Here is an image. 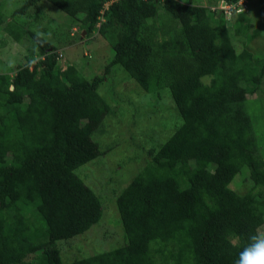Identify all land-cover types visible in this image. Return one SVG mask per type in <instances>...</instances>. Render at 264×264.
<instances>
[{
    "label": "trees",
    "instance_id": "obj_1",
    "mask_svg": "<svg viewBox=\"0 0 264 264\" xmlns=\"http://www.w3.org/2000/svg\"><path fill=\"white\" fill-rule=\"evenodd\" d=\"M20 1L8 10L0 0V29L30 54L26 65L0 70V264H234L264 225V109L247 111L264 108V47H245L260 33L248 0L230 18L201 0ZM39 3L68 22L23 23L30 7L37 18ZM74 21L111 48L77 52L88 74L59 63L57 45L80 40ZM30 57H38L32 68ZM114 66L127 85L106 97ZM141 101L125 115V133L152 129L155 144H137L131 159L141 164L106 194L85 183L80 167L113 150L99 134L113 138L118 121L107 117L121 119L120 102ZM242 168L253 185L241 195L230 182ZM103 220L120 229L114 244L60 251L59 241Z\"/></svg>",
    "mask_w": 264,
    "mask_h": 264
},
{
    "label": "rangeland",
    "instance_id": "obj_2",
    "mask_svg": "<svg viewBox=\"0 0 264 264\" xmlns=\"http://www.w3.org/2000/svg\"><path fill=\"white\" fill-rule=\"evenodd\" d=\"M6 0L4 8H7L8 10L13 9L15 6H19L21 4V1L19 0L18 3H13L12 1ZM185 1V0H183ZM23 2V1H22ZM217 0H201L200 3H205L206 5L210 6L216 3ZM262 3L263 0H248V7H249V15L253 18L255 21L258 17L257 15H260L264 13V9H262ZM264 4V3H263ZM38 16L35 20H33L34 17V8L30 7L28 8L27 15L21 16V19H23V23L29 24L32 27H38V25L45 27L47 25L46 23L49 22L52 24V26L56 25L58 26V23L61 22L63 24H66L69 20V16H66L64 14H61L60 12L53 11L44 3L38 4ZM8 10L6 11L8 13ZM9 14V13H8ZM7 14V16H8ZM260 18L261 22H252L255 26L256 24L260 28V33L253 37L250 41L247 42L246 46L253 52H257L259 49L264 47V15ZM35 18V17H34ZM51 20V22L49 21ZM75 22V23H74ZM73 24L70 25L71 31H74L75 34H77L80 38V40L71 41L70 43L65 44H58L57 50L63 54L60 58V66L62 68H65L66 62H70L71 64L74 63V65L81 70L83 74H88L91 71V68H88L87 61L81 57L80 54L77 52L83 54L90 55V51L88 49L90 48L92 51H103L108 50L111 52V48L109 44H106L107 41L103 40L102 38H97L96 33L94 31L87 32L84 30V26L78 25L76 21H74ZM63 26V25H61ZM72 26H74L72 28ZM254 28L253 26L251 29ZM68 30V29H67ZM57 35V34H55ZM95 39V40H89L90 41V47L81 46L80 48L75 46L77 43H81L82 40L88 42V39ZM50 39V38H49ZM82 39V40H81ZM55 41L54 39H52ZM51 41V40H50ZM105 41V42H104ZM89 43V42H88ZM235 48L237 51H239L242 47L241 42L237 41L234 43ZM107 46V47H106ZM103 49V50H102ZM75 55H70L74 54ZM67 54L70 55V61H67ZM97 54V53H96ZM30 55L24 47H22V44L14 41L12 38L8 37L6 33L0 29V70H4L6 65H26L27 59L26 57ZM98 57V55H97ZM32 57H30L31 59ZM38 57H33L31 63H34L37 60ZM73 59V60H72ZM6 62V63H4ZM98 62V61H97ZM112 71H115L112 76H108V78L105 80L104 85L101 87V92L107 97L111 96V93L114 90V84H116L115 89H119L120 86H126L127 85V76L124 70H122L119 67H113ZM88 72V73H87ZM126 76V77H125ZM113 77V78H110ZM127 80V81H126ZM130 80V79H129ZM131 81V80H130ZM121 83V84H119ZM121 89V88H120ZM132 92V90L130 91ZM130 92L124 93L128 94ZM108 93V95L106 94ZM135 94V92H134ZM142 96V95H140ZM135 97V96H134ZM136 97H139L137 94ZM150 97H147V100H149ZM115 101V100H114ZM154 102V101H153ZM121 105L125 106L122 108V114L120 115V118H117L116 116L110 115L107 117V121L109 123L113 122L115 124V129L113 132V138L111 136L104 137L102 134H99V144L101 147H104L105 145H113V150L109 152H104L103 154H100L96 159L93 161L88 162V164H85L84 166L80 167V175H85V183L93 186H97L100 184L102 187L104 186V190H106V194H111V192L115 193L116 188H120L122 185H124L126 182H123L124 180H127L132 176V173L135 172V169L138 167L139 164H141V160L138 159L132 160L134 150H138L136 148L137 144L140 145V147H143V142L146 143L145 147H150L155 144L154 140H152V134L155 131H150L152 129L146 128V132L143 134V126L138 125V129L136 132L131 133L129 136L125 133L128 131H131V126L129 127V123L127 122L128 119H125V115L129 112L135 113L138 110V106L142 105V101L138 104L128 102H120ZM168 106V105H167ZM260 108L264 109L260 104L257 105V107L253 106L252 104H247V111L249 113H255L260 112ZM172 112V111H171ZM264 113H262L261 119H263ZM120 121V122H119ZM261 121V120H260ZM262 122V121H261ZM261 125L260 123L256 122V126ZM129 127V128H128ZM154 130V129H153ZM114 133H118L119 140L116 139V135ZM151 137V138H150ZM144 156V153H143ZM143 163V162H142ZM243 169V170H242ZM241 172L237 174L230 182V187L234 191H236L239 194L246 193L251 187L252 182L248 179V176H245V172L242 173L245 168H242ZM242 173V174H241ZM240 175V176H239ZM120 180V181H119ZM120 183L122 185H120ZM98 189V188H97ZM109 202V201H108ZM106 202V205L108 206L109 203ZM108 208V207H107ZM93 228V229H92ZM86 233L84 234V237L81 235L75 236L74 238L68 240V241H59L58 245L61 252L67 251L71 244H82L85 247L88 245L85 244V241L89 242V246H98L100 248H107L113 241H116L120 238V229L117 226H111L105 224V221H101L99 225H96L95 227H92ZM89 240V241H88ZM93 249V248H89ZM73 250V249H71ZM29 257H32L30 255ZM11 263H14V258L11 259Z\"/></svg>",
    "mask_w": 264,
    "mask_h": 264
},
{
    "label": "clouds",
    "instance_id": "obj_3",
    "mask_svg": "<svg viewBox=\"0 0 264 264\" xmlns=\"http://www.w3.org/2000/svg\"><path fill=\"white\" fill-rule=\"evenodd\" d=\"M242 3H244V0H238L235 4H228L224 0H217L209 8L213 11H218L219 14L223 13L226 18H230L233 16V11L241 12L244 10V7L241 5ZM107 4L106 2L105 5ZM226 6L229 7V12L225 10ZM70 62L65 63V65L71 64ZM32 67L33 63L30 64V68ZM239 240V236H235L232 239V243L239 245ZM234 264H264V225L258 226L254 232L247 236V242L241 246L238 258L234 261Z\"/></svg>",
    "mask_w": 264,
    "mask_h": 264
},
{
    "label": "built area",
    "instance_id": "obj_4",
    "mask_svg": "<svg viewBox=\"0 0 264 264\" xmlns=\"http://www.w3.org/2000/svg\"><path fill=\"white\" fill-rule=\"evenodd\" d=\"M225 10H226L227 12H229V7H228V6H226V7H225Z\"/></svg>",
    "mask_w": 264,
    "mask_h": 264
}]
</instances>
